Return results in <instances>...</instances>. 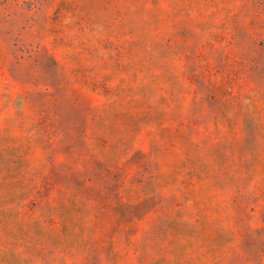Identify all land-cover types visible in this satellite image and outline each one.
Instances as JSON below:
<instances>
[{"label": "rangeland", "instance_id": "obj_1", "mask_svg": "<svg viewBox=\"0 0 264 264\" xmlns=\"http://www.w3.org/2000/svg\"><path fill=\"white\" fill-rule=\"evenodd\" d=\"M0 264H264V0H0Z\"/></svg>", "mask_w": 264, "mask_h": 264}]
</instances>
